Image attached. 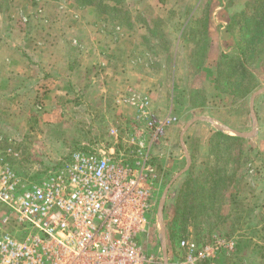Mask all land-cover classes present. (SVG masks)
<instances>
[{
	"label": "rangeland",
	"instance_id": "1",
	"mask_svg": "<svg viewBox=\"0 0 264 264\" xmlns=\"http://www.w3.org/2000/svg\"><path fill=\"white\" fill-rule=\"evenodd\" d=\"M99 1L84 5L78 0H0V45L4 40L14 49L20 44L23 49L13 54L29 58V63L14 58L18 72L6 81L12 89L30 85L24 92L0 96V162L9 163L26 182L36 181L74 150L107 149L112 145L127 149L134 127L144 129V141L150 144L153 132L146 124L150 116H175L176 122L164 127L162 138L151 145L159 185L147 227L136 237L138 243L155 264H173L181 258L185 253L180 246L183 239L198 248L215 247L211 258L197 264H264V90L259 92L264 89V62L253 68L247 88L239 89L218 79L226 70L225 56L235 54L237 28L227 26L247 0H116V9L105 12ZM241 1L238 10L230 13L228 8ZM69 5L76 9L77 15L71 12L73 19L87 17L100 22L103 18L97 10L107 15L110 23L125 25L120 48L140 61L132 64L126 53L124 57L129 60L119 59L123 66L132 65L143 75L135 73V81L127 88L142 91L136 95L147 97L149 107H156L149 116L138 118L131 109H121L116 99L123 91L102 90L103 76H98L94 85L89 82L86 76L99 74L90 67L93 59L85 62L87 71L85 63L74 67L69 74L72 80L64 78L61 82L62 91L49 92L47 88L44 92L35 88V77H20L26 67L36 68L31 64L41 57L44 48L37 40L44 33L50 44L45 50L64 60L59 59L56 71L68 72L67 65L74 57L67 40L54 42L57 35L53 24L58 19L53 20L52 15L57 8L60 12L66 9L67 22ZM85 7L95 11L86 15L78 12ZM49 23L52 25L46 30ZM133 25H137L135 29ZM131 36L134 42L128 40ZM104 38L102 44L108 45L107 36ZM46 80L54 83L51 78ZM201 118L216 121L223 128ZM208 129L241 138L219 145L226 185L209 221V203L200 192L204 186L202 172L213 161L209 140L202 145ZM225 145L230 147L223 149ZM187 178L192 179L196 195H192L194 209L184 221L177 198ZM6 212L0 205V218Z\"/></svg>",
	"mask_w": 264,
	"mask_h": 264
},
{
	"label": "built area",
	"instance_id": "2",
	"mask_svg": "<svg viewBox=\"0 0 264 264\" xmlns=\"http://www.w3.org/2000/svg\"><path fill=\"white\" fill-rule=\"evenodd\" d=\"M125 100L136 117L151 113L147 97ZM175 122L172 115L150 116V144L144 129L134 127L127 149L74 150L36 181L0 162V205L7 209L0 218V264H155L136 237L147 227L159 185L151 145ZM180 246L185 253L173 264H197L215 253L214 246L185 239Z\"/></svg>",
	"mask_w": 264,
	"mask_h": 264
},
{
	"label": "crops",
	"instance_id": "3",
	"mask_svg": "<svg viewBox=\"0 0 264 264\" xmlns=\"http://www.w3.org/2000/svg\"><path fill=\"white\" fill-rule=\"evenodd\" d=\"M242 2L243 1H241V3L236 2V6L234 8L233 6L229 7L228 10H231L230 13L238 10V7H240V4H242ZM62 10L66 11V9H62ZM90 10L93 11L94 9H92L91 7H85L84 10L83 9L78 10V12L86 15L91 12ZM21 12L23 11H21L20 9V13ZM62 12H60L57 8V10L54 13L55 15H52L54 17L53 20L58 19V21L53 24L54 26L53 31L57 35L56 40L54 42L56 44H61V42L67 40L68 44L70 45V50H71L70 53L74 57V61L71 60L69 61L70 63L69 65H67L68 72L62 73L56 71L55 67L57 66V64H60L59 59L60 62H63L64 60L62 59V57L60 58V56L56 54H53L51 56V54L48 53L47 50H45V47L50 44L45 39L44 37L45 33H44L42 38L40 40H37V44L42 46V48H44L43 51L41 52L42 53L41 57L33 59L35 63L31 64L36 68L35 69L31 68L30 70V67H26L24 71H20L21 72L20 77L23 79L24 78L26 79L27 77H29V79L35 77L34 79L37 81L35 88L41 89L44 92H46L47 88H50L49 92L62 91L63 87L61 82L64 81V78H67L68 80H72L70 79L69 74H72L75 71L74 67H77L80 63L87 62V60L93 59L94 61L91 62L95 66L93 67V65H91L90 67L95 68L96 71L99 70V74L95 76L96 72L91 73L90 75L91 77L86 76V78L89 79V82L90 83L92 82V84L94 85L95 83H98L96 82L99 80L97 79L99 78L98 76L101 77L103 76V78L100 79L102 90H108L111 88H115V90L118 91L122 90L123 91L122 93L118 92L119 97L116 99L118 106L121 109H125V108L131 109L135 116L136 114L135 105L130 102H127L125 100V97L129 96L130 94H136L137 92H142L136 88L134 89L133 87L132 88H127V87H129L135 81L133 77L135 73L139 77H143V75H141L140 72H136L133 69L132 65L126 64L125 66H123L124 65L123 62L120 61L121 59H119L120 57L123 58L124 54L126 53V52L124 53L120 48V44L122 43L121 42L122 39L120 37L123 35V30L125 25L120 22H116L115 24L110 23L108 19H106L107 15H104L101 12H97V10L95 12L98 14L100 13L99 15L102 16L103 18L102 21L100 22L94 23L90 21V18L87 17L84 20L81 19V17L79 19H73L71 12H73V14H76V9H73V7L71 8L70 5L68 7V13H67L68 15L66 14L68 21L65 22V18H64L65 12H63L64 14ZM25 18L26 17L24 16V20ZM49 25L52 24L49 23L48 25H45L46 30H49L48 29ZM40 26H42V28L40 27V29H44L43 27L44 25H40ZM134 26L137 25L132 26L135 29ZM139 26L141 25H138V27ZM131 34L132 33H129L128 35ZM106 36L109 42L108 45L102 44L105 40L104 37ZM128 40H132L133 42L135 41V39H132V36ZM9 44L12 45L10 41ZM20 48L23 49L22 45L20 44L16 46L15 49L13 46L9 47V45L5 42V40L3 45H0V50L4 51V53H0V79H1L0 96L6 94L7 95L15 94L17 92L19 93L24 92V90H27V88H29L28 86H30V85H26V87H24L23 85H20L19 87L12 89L11 87H9L8 81H6L8 80V77H11L12 74H16V72H18L16 71V69H14V66L17 65V61L14 58L20 60L19 63L22 61H26L27 63H29V58H27L23 54H20V56H17V54H13V52L19 53ZM126 56L129 57L132 64L136 63L137 61H140V59L138 57H134L135 55H133L131 52L126 53ZM124 59L129 60L127 57H124ZM97 63L98 65H96ZM51 66H53V68H51ZM71 68L73 70H71ZM88 68L89 67H87V63H85L84 70L87 71ZM50 78L54 82L53 84L51 82L48 83V80H46ZM47 84L48 87H46ZM155 108L156 107H154V105L152 104L150 110L151 111L155 110ZM158 116H163V115H158ZM214 132H215L214 130L210 131V129H208V133L206 134V136L202 138V145L205 143L207 144L210 136Z\"/></svg>",
	"mask_w": 264,
	"mask_h": 264
},
{
	"label": "trees",
	"instance_id": "4",
	"mask_svg": "<svg viewBox=\"0 0 264 264\" xmlns=\"http://www.w3.org/2000/svg\"><path fill=\"white\" fill-rule=\"evenodd\" d=\"M84 5L94 4L97 0H78ZM98 6L102 11L114 10L118 6L116 0H100ZM237 28V37L233 47L235 54L226 55L224 62L225 71L219 73V80L228 85H235L237 88H247L253 76V68L258 63L264 62V0H247L243 8L232 15L227 26L228 29ZM240 137H232L221 131H215L209 138L210 155L213 161L202 172V184L200 192L206 196L209 203L207 221L211 220L215 212V205L220 200L225 190L226 180L224 169L220 165L219 147L223 141H239ZM230 146L223 147L228 149ZM226 149V150H227ZM192 195L195 194L193 181L187 178L183 182L180 194L177 198V207L184 221L187 220L191 209H194ZM205 210V209H204ZM199 222V221H198ZM199 224H202L199 222ZM206 261H203L205 264Z\"/></svg>",
	"mask_w": 264,
	"mask_h": 264
},
{
	"label": "water",
	"instance_id": "5",
	"mask_svg": "<svg viewBox=\"0 0 264 264\" xmlns=\"http://www.w3.org/2000/svg\"><path fill=\"white\" fill-rule=\"evenodd\" d=\"M263 90H264V89L260 90L259 92H262ZM255 95H256V93H254L253 97H254ZM253 97H252V102H253ZM201 119H206V118H201ZM206 121L213 123V124L216 125L217 127H220V128L222 127V128H223V126H222L221 124H217L216 121H213V120H210V119H206ZM187 125H188V124H187ZM164 198H165V195H164L163 199H161V201H160V203H159V208H158L159 216H161V210H162V206H163ZM162 244H163V243H162Z\"/></svg>",
	"mask_w": 264,
	"mask_h": 264
}]
</instances>
